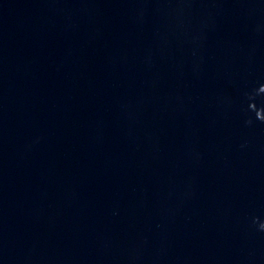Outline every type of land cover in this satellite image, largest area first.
<instances>
[{
    "label": "water",
    "instance_id": "obj_1",
    "mask_svg": "<svg viewBox=\"0 0 264 264\" xmlns=\"http://www.w3.org/2000/svg\"><path fill=\"white\" fill-rule=\"evenodd\" d=\"M0 264H264V0H0Z\"/></svg>",
    "mask_w": 264,
    "mask_h": 264
}]
</instances>
